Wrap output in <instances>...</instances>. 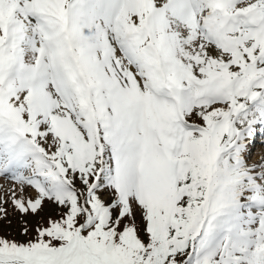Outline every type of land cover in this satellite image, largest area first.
<instances>
[{
	"label": "snow or ice",
	"instance_id": "snow-or-ice-1",
	"mask_svg": "<svg viewBox=\"0 0 264 264\" xmlns=\"http://www.w3.org/2000/svg\"><path fill=\"white\" fill-rule=\"evenodd\" d=\"M258 140L264 0H0V264H264Z\"/></svg>",
	"mask_w": 264,
	"mask_h": 264
},
{
	"label": "rangeland",
	"instance_id": "rangeland-1",
	"mask_svg": "<svg viewBox=\"0 0 264 264\" xmlns=\"http://www.w3.org/2000/svg\"><path fill=\"white\" fill-rule=\"evenodd\" d=\"M262 152H264V147H261V146H260V141L258 140V141H257V145H256V147H255V149H254V152H253V157H252V159H253V160L257 159L258 156H259ZM0 184H7V181L3 180V178H0ZM12 219H13V229H12L13 233L17 236L18 239H24V237H21V236L18 235V230H17V228H16L15 218L13 217Z\"/></svg>",
	"mask_w": 264,
	"mask_h": 264
}]
</instances>
